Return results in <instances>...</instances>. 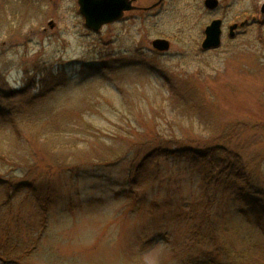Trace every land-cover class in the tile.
<instances>
[{"label": "rangeland", "instance_id": "rangeland-1", "mask_svg": "<svg viewBox=\"0 0 264 264\" xmlns=\"http://www.w3.org/2000/svg\"><path fill=\"white\" fill-rule=\"evenodd\" d=\"M158 1L139 0L144 10L95 32L78 0H0V71L8 86L22 88L26 68L36 64L64 70L67 81L34 106L27 124L35 129L21 135L23 143L11 136L17 151L0 157L3 173L30 172L24 179L37 188L50 174L55 189L49 226L21 264H193L187 227L200 217L188 221L185 213L201 204V176L164 153L149 158L139 186L128 182L131 165L158 149H227L264 185V23L228 37L234 23L262 20L264 0H219L214 12L206 0H163L145 11ZM215 18L224 21L223 44L203 50ZM157 39L170 41L168 53L153 49ZM104 61L101 72L87 67ZM26 197L14 200L25 217L36 208ZM224 201L215 208L222 217L230 210ZM237 218L221 219L220 240L243 249L262 238ZM26 233L20 230L25 240ZM0 242H8L6 233Z\"/></svg>", "mask_w": 264, "mask_h": 264}, {"label": "trees", "instance_id": "trees-1", "mask_svg": "<svg viewBox=\"0 0 264 264\" xmlns=\"http://www.w3.org/2000/svg\"><path fill=\"white\" fill-rule=\"evenodd\" d=\"M106 64L104 61L93 65L87 64V67L101 72ZM64 72V70H55L52 64H36L31 68L27 67L24 86L18 89L9 87L5 75L0 71V157L12 153L10 152L13 149L11 136L15 137L20 145L23 143L21 135L33 132L35 129L34 125L27 124V117H30L34 106L43 98L62 88H67L66 78L62 77ZM38 77L43 88L35 94L33 89ZM42 131L47 134L46 125L42 126ZM6 139L8 145L5 147L3 142ZM45 141L48 140L45 138ZM16 151L14 148L13 152ZM164 153L169 155L165 157L167 160L185 161L190 169L202 178L201 204L198 208H195L197 204L192 205L190 207L192 211L185 213L188 221L195 222L194 219L197 220L200 217L196 225L187 227V240L191 241L188 251H192L195 255L193 264H201L207 259L210 264H220L218 257L224 261L227 260L230 264H264V185L254 179V174L242 164L240 157H235L231 151L218 147L207 151L189 148L158 149L144 157L139 165H131L128 179L131 186L140 185L141 177L149 170L151 163L149 158H158ZM27 161L29 162L30 159ZM133 172L134 177H132ZM31 174L28 172L18 176L20 178H15L13 175L9 176L7 172L0 171V233L4 232L8 237L7 243L0 242V252H3L0 260L5 263L21 264L26 258L24 254L34 255L43 239L42 234L50 223L48 215L55 194V189L48 179L50 174L44 176L46 178L44 182L41 178L43 185L38 188L34 185V181H30L33 179H24L31 178ZM36 180L38 181L37 178ZM21 194H26L25 200L35 204L34 214L25 217L21 213L22 208L15 209L14 200ZM225 196L230 201V210L222 217L220 214H215V208L225 202ZM231 202L237 205L236 208ZM227 215L237 216L235 220H241L260 233L262 238L255 242L248 241L243 249H238L224 239L220 240L219 223L221 219H226ZM37 228L40 229V233H37ZM21 229L28 233L27 240L20 235ZM205 246H212V251L207 252ZM185 258L189 259L188 256ZM185 258L183 260L187 262Z\"/></svg>", "mask_w": 264, "mask_h": 264}, {"label": "water", "instance_id": "water-1", "mask_svg": "<svg viewBox=\"0 0 264 264\" xmlns=\"http://www.w3.org/2000/svg\"><path fill=\"white\" fill-rule=\"evenodd\" d=\"M138 0H78L79 12L85 19L88 28L98 32L103 26L120 21L127 12L133 11L138 7L134 5ZM163 0H160L159 5ZM154 5V6H157ZM205 5L208 9L214 10L219 5V0H206ZM261 14L264 19V3L261 6ZM255 20V19H254ZM248 21L240 24L244 27ZM222 20H214L205 30V40L202 44L203 49L218 48L222 44ZM51 22L50 25H52ZM234 24L230 27L233 35L238 27ZM154 49L160 52H168L171 43L167 39H157L152 43Z\"/></svg>", "mask_w": 264, "mask_h": 264}, {"label": "flooded vegetation", "instance_id": "flooded-vegetation-1", "mask_svg": "<svg viewBox=\"0 0 264 264\" xmlns=\"http://www.w3.org/2000/svg\"><path fill=\"white\" fill-rule=\"evenodd\" d=\"M160 1V0H159ZM158 1V2H159ZM139 2V1H138ZM157 2V3H158ZM157 3H155V4H153V5H157ZM152 5V6H153ZM204 7H205V9L207 10V11H210V12H214V11H218L219 9H220V7H221V4H219L218 6H217V8H215L214 10H211V9H208L207 7H206V5H205V2H204ZM154 8H156V7H154ZM153 8H145V11H148V10H152ZM141 10H144V8L143 7H138V9H137V11H141ZM134 11H136V10H134ZM216 19V18H215ZM215 19H213V20H215ZM212 20V21H213ZM222 20V19H221ZM211 21V22H212ZM223 21V20H222ZM264 23L263 21H259V19H257V20H251V21H248L246 24H245V26L244 27H242V28H245V27H247L248 25H250L251 23ZM233 25V24H232ZM222 26L224 27V21H223V23H222ZM51 27L52 28H54L53 27V25H51ZM223 27H222V32H223ZM230 27H231V25L229 26V28H228V37L229 38H233V39H235L236 38V36H237V34L239 33V29H241V26H240V24H239V26L234 30V33H233V35H232V33H231V30H230ZM224 33V32H223ZM204 35H205V31H204ZM205 39V38H204ZM222 40H223V34H222ZM204 41V40H203ZM203 43V42H202ZM222 45V44H221ZM220 45V46H221ZM219 46V47H220ZM218 47V48H219Z\"/></svg>", "mask_w": 264, "mask_h": 264}]
</instances>
